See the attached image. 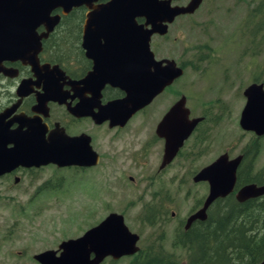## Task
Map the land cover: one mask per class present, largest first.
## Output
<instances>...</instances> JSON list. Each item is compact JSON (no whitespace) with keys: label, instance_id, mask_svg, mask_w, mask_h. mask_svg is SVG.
<instances>
[{"label":"flooded vegetation","instance_id":"flooded-vegetation-1","mask_svg":"<svg viewBox=\"0 0 264 264\" xmlns=\"http://www.w3.org/2000/svg\"><path fill=\"white\" fill-rule=\"evenodd\" d=\"M191 1L135 0V4L139 6L134 9V14L125 11V7L108 8L111 0H86L80 5L72 6L65 13L60 7H55L50 11V15H58L57 21L44 36H41L43 25L35 28V35L40 37L36 41L33 40V49L18 58H0V125L3 131L23 132L33 129L35 134L39 133L35 136L39 145H43L45 141V145L51 146L52 139L56 138L63 144L67 160L75 161L61 166L53 162L39 165L24 162L9 167L0 173V201L14 196L30 200L45 191L51 192L54 187L59 188L60 186H55L58 180L52 182L53 177L50 175L41 182L36 180L38 174L50 166L55 168L48 170L57 173L70 172V176L97 169L103 163L104 174L108 171L113 174V178L123 174L131 181L132 177L125 174L126 170L122 168L131 167L132 162L137 164V167L145 166L151 152L157 160L155 172L160 174L181 155L184 158L190 157L185 151L189 141L200 144L198 152L202 149L201 143L208 137L212 125L220 120L222 111L209 112L208 109L214 108L211 102L200 112H193L184 102L188 108L187 118L199 120L183 139L173 157L161 166L165 140L156 133V126L166 111L184 95L177 88L182 74L172 78L146 105L133 111L127 118L125 114L124 121L112 125L107 119L109 115L101 112L102 106L121 100L127 95L124 85L139 84L138 80L131 78L133 68L140 65L147 79L149 56L145 50L151 52L152 61H159V66L164 67L172 62L169 66L181 68L182 73L187 68H200L202 57L210 51L211 46L196 39L195 35L199 32L202 34L205 29L201 24L198 26V21L203 23L213 19V9L218 10L222 5L218 6L220 3L216 0L215 4L214 0H195V5ZM117 2L119 5L124 4L122 0ZM260 2L250 8L253 12L251 19L260 15ZM189 4L192 6L190 11H178ZM223 10L228 12L229 8ZM201 16L206 17L205 21L199 20ZM126 20H130L131 25L135 23L139 30L130 31L129 25L124 23ZM182 20L187 21L192 40L190 39L188 47H184L180 52V27L186 26L182 24ZM253 24L256 22H252ZM256 26L258 27L250 26L248 33L253 32L252 37L256 33ZM148 30H151L150 35ZM212 37L213 35L209 34L204 38L212 40ZM184 54H188V57L182 58ZM164 95H168L169 103L163 104L155 116L150 117L148 108ZM117 115L121 113L116 112L115 116ZM18 118L33 119L34 124L32 127H26L21 125ZM141 121L148 125L142 134ZM22 136L19 141H34L32 136ZM2 146L8 148L12 143L8 142ZM245 147L244 145L236 154L242 155L239 164L243 161ZM87 162L92 163L87 165ZM98 174L100 175V172ZM61 176L64 178L61 177L59 183L64 180L66 184L65 176ZM186 218L181 227L183 229H186Z\"/></svg>","mask_w":264,"mask_h":264},{"label":"rangeland","instance_id":"rangeland-1","mask_svg":"<svg viewBox=\"0 0 264 264\" xmlns=\"http://www.w3.org/2000/svg\"><path fill=\"white\" fill-rule=\"evenodd\" d=\"M258 1L264 2L216 0L222 7L213 9V19L205 21V16L199 17L205 22L198 21V26L201 24L205 29L195 35L196 39L211 48L203 55L199 69L183 71L177 88L191 111L200 112L211 102L214 108L208 109L209 112L222 111L220 120L212 125L201 143L202 149L198 152L200 144L189 141L185 151L190 157L181 155L160 174L155 172L157 160L151 152L145 166L137 167L132 162L131 167L122 168L132 177L131 181L123 174L116 178L108 171L104 174L103 163L97 169L70 176V172L48 170L54 166L44 169L36 180L41 182L50 175L52 182L58 180L55 186L59 188L30 200L14 196L0 201V264H38L33 254L55 249L60 241L81 235L110 212L121 213L127 228L139 235V248L160 243L175 256L184 255L182 249L172 246L175 232L183 226L186 217L201 207L207 194V183L193 182L192 175L222 153L228 158L235 157L254 137L238 126V118L245 102L242 90L251 82L264 84V23L261 21L264 10L250 18V8ZM226 7L228 12L223 10ZM182 22L186 26L180 27V52L192 40L187 21ZM254 25L258 27L252 37L253 32H248ZM209 34L213 35L212 40L204 38ZM168 98L164 95L155 100L148 108L149 116L153 118L163 104L167 105ZM141 123L140 134L148 128L144 121ZM258 140L260 147L253 159V172L264 168V135ZM132 145L135 147V142ZM61 175L65 176L66 184L64 180L59 183ZM146 205L157 210L151 211L154 221L150 225L139 218ZM128 260L129 256L104 258L100 264H126Z\"/></svg>","mask_w":264,"mask_h":264},{"label":"water","instance_id":"water-1","mask_svg":"<svg viewBox=\"0 0 264 264\" xmlns=\"http://www.w3.org/2000/svg\"><path fill=\"white\" fill-rule=\"evenodd\" d=\"M83 1L86 0H0V58L14 59L25 55L29 49H33V40L36 41L40 37L35 35V28L38 25H43L44 31L41 36H44L57 21L58 15H50L53 8L60 7L62 12L65 13L72 6L80 5ZM116 1L111 0L108 8L125 7V11L134 14V9L139 6L135 4V0H122L124 4L120 5ZM191 3L196 2L192 0ZM191 7V4H189L181 7L178 11L186 13L190 11ZM124 23L129 25L130 31L139 30L135 23L131 25L130 20H126ZM150 31L148 30L149 35ZM24 41L27 43H24ZM36 46L38 49V41ZM25 48L28 49L22 51ZM145 52H148L149 56V76L147 79L140 65L133 68L131 78L138 80L139 84L124 85L127 88V95L123 99L109 102L101 108L103 114L109 115L107 119L110 120L112 125L124 121L133 111L146 105L156 93L161 91L163 86L170 83L172 78L182 74L181 68L173 65L172 68L169 66V64H173L172 62L167 63L168 65L164 67L159 66V61L154 62L151 60V52L146 50ZM145 52L142 51V54L145 55ZM144 79L146 81L142 82ZM242 94L245 102L239 114L238 126L242 130L251 131L256 136L264 135L263 84L261 82H251L242 90ZM184 102L185 97L181 95L178 101L166 111L164 117L156 126V133L164 137L165 140L161 166L173 157L178 147L181 146L183 139L189 135L199 120V118H187L188 108L184 105ZM116 112L121 113V115L115 116ZM125 114L126 116L123 118ZM18 121L26 127H32L34 124L33 119L18 118ZM3 130L0 125V145H6L10 142L12 146L8 148L6 146L1 147L0 173L17 163L23 164L26 162L39 165L53 162L57 166H61L75 162L67 160L62 144L60 146L56 144L48 146L43 141V145L40 143L35 147V141H30L31 143L25 140L23 142L19 141L20 137L25 134L35 138L36 134L39 133L33 134V129L23 132ZM241 158V154L228 158L227 154L222 153L196 172L192 180L195 182L205 181L207 183V194L201 207L186 218L184 228H187L191 221L195 219L204 220L206 217L205 211L212 201L232 192L236 182V169ZM91 163L87 162L86 164L90 165ZM259 195H264V185L247 183L234 191V197L237 201H244ZM138 238V234L130 231L124 224L122 214L110 212L99 222L83 231L81 235L62 240L55 249L40 251L33 254L32 258L38 264H100L105 257L118 259L135 253L138 250L136 244ZM256 264H264V260Z\"/></svg>","mask_w":264,"mask_h":264},{"label":"trees","instance_id":"trees-1","mask_svg":"<svg viewBox=\"0 0 264 264\" xmlns=\"http://www.w3.org/2000/svg\"><path fill=\"white\" fill-rule=\"evenodd\" d=\"M260 4L261 12L264 2ZM261 21L264 23L263 18ZM258 139L253 137L244 148L232 192L213 200L204 220L196 219L188 228L175 232L172 246L182 249L183 256H175L155 243L139 248L126 264H256L264 260V195L244 201L234 197L235 189L244 184L264 185V168L253 172V159L260 147ZM154 209L146 205L140 219L152 224Z\"/></svg>","mask_w":264,"mask_h":264},{"label":"bare ground","instance_id":"bare-ground-1","mask_svg":"<svg viewBox=\"0 0 264 264\" xmlns=\"http://www.w3.org/2000/svg\"><path fill=\"white\" fill-rule=\"evenodd\" d=\"M32 131H34V130H32ZM36 131H37V130H35V132H36ZM33 134H34V132H33ZM34 141H35V145H34V146H35V147L38 146V145H39V141H38L37 139H35V138H34ZM0 142H1V138H0ZM62 142H63V141H62ZM52 143H53V144H56V145H59V146L62 144V143H61L60 141H58L56 138H53V139H52ZM59 146H57V147H59ZM62 146H63V144H62ZM1 147L3 148V146L0 145V151H1ZM70 152H71V151H70Z\"/></svg>","mask_w":264,"mask_h":264}]
</instances>
